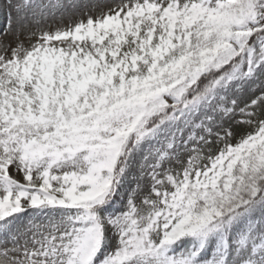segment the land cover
I'll return each mask as SVG.
<instances>
[{"label":"snow or ice","instance_id":"6c2138e0","mask_svg":"<svg viewBox=\"0 0 264 264\" xmlns=\"http://www.w3.org/2000/svg\"><path fill=\"white\" fill-rule=\"evenodd\" d=\"M0 264H264V0H0Z\"/></svg>","mask_w":264,"mask_h":264},{"label":"rangeland","instance_id":"374dc122","mask_svg":"<svg viewBox=\"0 0 264 264\" xmlns=\"http://www.w3.org/2000/svg\"><path fill=\"white\" fill-rule=\"evenodd\" d=\"M104 2H111V0H104Z\"/></svg>","mask_w":264,"mask_h":264}]
</instances>
